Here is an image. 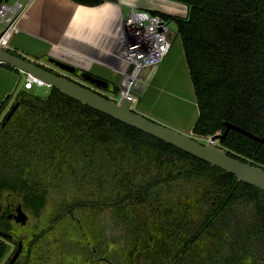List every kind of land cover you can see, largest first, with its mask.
I'll list each match as a JSON object with an SVG mask.
<instances>
[{
	"label": "trees",
	"instance_id": "1",
	"mask_svg": "<svg viewBox=\"0 0 264 264\" xmlns=\"http://www.w3.org/2000/svg\"><path fill=\"white\" fill-rule=\"evenodd\" d=\"M170 1L186 16L149 12L180 38L198 110L191 138L207 142L232 124L264 139V0ZM9 98L0 104V203L15 200L0 209L22 205L37 216L55 202L53 226L67 220L92 247L82 264L110 255L121 264H264L263 191L54 88L44 98L21 89L6 109ZM217 145L264 170V143L231 129ZM7 211L0 264L11 244ZM104 213L121 240L104 234Z\"/></svg>",
	"mask_w": 264,
	"mask_h": 264
},
{
	"label": "crops",
	"instance_id": "2",
	"mask_svg": "<svg viewBox=\"0 0 264 264\" xmlns=\"http://www.w3.org/2000/svg\"><path fill=\"white\" fill-rule=\"evenodd\" d=\"M132 9L177 17L187 14L185 5L170 0H102L95 6L72 0H32L8 49L33 58L53 57L116 85L125 69L114 55L118 31ZM175 44L157 66L142 72L132 107L154 122L191 136L198 110L180 38ZM177 71L180 78H174ZM23 78L25 74L0 66V104L10 97L6 109L14 103ZM187 82L190 95L179 91Z\"/></svg>",
	"mask_w": 264,
	"mask_h": 264
},
{
	"label": "water",
	"instance_id": "3",
	"mask_svg": "<svg viewBox=\"0 0 264 264\" xmlns=\"http://www.w3.org/2000/svg\"><path fill=\"white\" fill-rule=\"evenodd\" d=\"M48 62L71 73L76 70L74 66L53 57H49ZM0 64L9 65L25 75L35 77L43 81L50 88L58 90L60 93L80 102L82 105L88 106L91 109L108 115L116 121L169 144L191 156L198 158L201 161L210 164L213 167H217L222 171L233 175L237 181L246 183L264 192V170L228 156L225 150L216 144V142L221 141L231 129L261 143H264L263 138L254 136L235 125L226 124L225 130L222 134H217L211 137L206 144H201L190 136L182 134L181 132L173 130L172 128L164 126L160 123H155L153 120H150L144 115L133 111L130 107V102L126 99L120 103H116L112 99H107L106 97L76 82H73L72 80L49 72L35 63L18 57L1 47ZM81 77L103 89H108L111 84L106 80L89 74L87 71H82ZM15 108L16 105H14V107L9 111L5 120L11 116ZM6 211L7 210H5V212ZM15 212V219L21 224H24L26 216L21 212L20 207H17ZM21 249L22 245L19 242L18 248L8 264H13L16 261Z\"/></svg>",
	"mask_w": 264,
	"mask_h": 264
},
{
	"label": "built area",
	"instance_id": "4",
	"mask_svg": "<svg viewBox=\"0 0 264 264\" xmlns=\"http://www.w3.org/2000/svg\"><path fill=\"white\" fill-rule=\"evenodd\" d=\"M32 0H0V47L9 48L11 40L20 31L19 23ZM168 22L158 14L132 9L118 31L115 57L125 63L112 100L135 102L133 89L138 84L144 70L157 66L171 50ZM50 88L43 81L26 75L23 89L33 86ZM211 137L207 138V141ZM217 144V142H216Z\"/></svg>",
	"mask_w": 264,
	"mask_h": 264
},
{
	"label": "rangeland",
	"instance_id": "5",
	"mask_svg": "<svg viewBox=\"0 0 264 264\" xmlns=\"http://www.w3.org/2000/svg\"><path fill=\"white\" fill-rule=\"evenodd\" d=\"M168 28H169V39L171 43L176 41L175 47H177V43H179V38L176 31V27L173 23L168 22ZM175 53L176 51L174 50L172 56H174ZM180 75L181 72L177 71L175 73L174 78H180ZM23 80L24 78L19 82V85L17 87V92L23 89ZM187 85H189L188 82L179 91L181 93L187 92L188 95H190L191 89H189V86ZM31 90L38 97L44 98L47 96L48 92L50 91V88H47L45 86L38 87L34 85L33 89ZM132 93L134 94V96H136V98H138L137 95L135 94L134 89ZM165 95L169 96L167 93H165ZM113 96L114 93H111L109 95V98L112 99ZM13 98L14 101L16 95L15 97L13 96ZM132 110L139 113L136 110V106L132 107ZM1 119L2 116L0 117V120ZM181 133L185 134L182 131ZM194 139L202 144L207 143L206 140L203 139H198V138H194ZM14 200L15 197H10L8 200L3 198L0 204L1 206H7L8 203H13ZM55 206H56L55 202L48 201L46 203V206L39 213V215L36 216L29 209L24 208L22 205H18L17 207H20L21 212L26 216L24 225L22 226V225L14 224L11 223L10 221L6 222V224L11 228L10 233L16 235L17 239L20 241V243H22L21 245L23 246L21 257L16 264H82L81 260L85 258L84 257L85 253L88 254L89 252L92 251L91 246L85 244L84 242H82L81 244L77 241L78 239L75 238L76 237L75 228H71L72 226L69 225L67 220L64 219L62 222H60V224L57 227L53 226L54 224L53 215L55 214V209H56ZM101 218L104 226L103 232L106 235V237L109 239V241L121 240V237L123 236L124 233L123 229L114 226L110 222L109 217L107 216L106 213H104ZM11 248L12 245L10 244L8 252L5 258L3 259V261L1 262V264H7V261L14 255L16 246H15V250H13V252L10 254ZM8 255L9 258L7 259ZM103 256L104 255L101 254L100 258H102ZM102 259L103 260L101 264L122 263V260L120 258H116V257L114 258V256L112 257V255L108 257H104Z\"/></svg>",
	"mask_w": 264,
	"mask_h": 264
},
{
	"label": "flooded vegetation",
	"instance_id": "6",
	"mask_svg": "<svg viewBox=\"0 0 264 264\" xmlns=\"http://www.w3.org/2000/svg\"><path fill=\"white\" fill-rule=\"evenodd\" d=\"M32 62L35 63L36 65L40 66L41 68H44L45 70H47L49 72H52V73H54V74H56L58 76L65 77V78H67L69 80H72L73 82H76V83H78V84H80V85H82V86H84V87H86V88H88V89H90V90L102 95V96H105V97H109V95L116 88V86H114V84H110V87L108 89H103V88H101V87H99V86H97V85H95V84H93V83H91L89 81L84 80L81 77L82 70H79V69L76 68V70L74 72H72V73L68 72V71H65V70H62V69L58 68L57 66L53 65L52 63L48 62V58H46L45 60L44 59H36V60H33ZM5 210L6 209H4V207H2L0 209V216H3L5 214ZM15 211H16V208H13V206L9 207V209H8V211L6 213L8 221H10L11 223L23 226L24 224H21L19 221H17L15 219V215H16ZM10 231L11 230H9L8 232H4L3 236L11 241V245H12V248H11V251H10V254H11L13 252V250H15V246H16V250H17L18 244H19L20 241L17 239V236L12 234V233H10ZM16 250H15V252H16ZM21 253H22V249L20 251V254H19L18 258L16 259V261L13 264H16L17 261L20 259ZM8 258H9V255H8L7 259ZM10 259L8 261L6 260L7 264L10 261Z\"/></svg>",
	"mask_w": 264,
	"mask_h": 264
}]
</instances>
